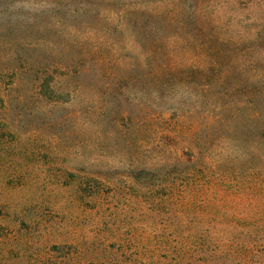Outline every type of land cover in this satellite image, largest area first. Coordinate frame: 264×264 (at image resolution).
I'll return each instance as SVG.
<instances>
[{
  "label": "trees",
  "instance_id": "16d2710c",
  "mask_svg": "<svg viewBox=\"0 0 264 264\" xmlns=\"http://www.w3.org/2000/svg\"><path fill=\"white\" fill-rule=\"evenodd\" d=\"M159 1L0 0V264H264V4Z\"/></svg>",
  "mask_w": 264,
  "mask_h": 264
},
{
  "label": "rangeland",
  "instance_id": "374dc122",
  "mask_svg": "<svg viewBox=\"0 0 264 264\" xmlns=\"http://www.w3.org/2000/svg\"><path fill=\"white\" fill-rule=\"evenodd\" d=\"M164 3H168L169 0H160V2ZM246 0H227L226 2H223L221 4V8L218 10V14L220 16H226V15H230L232 16L234 19H244V18H250V19H254L255 17H258V14L260 13V9L258 8L259 4L262 2L264 4V0H250V7H245L244 8V2ZM262 11L264 12V7L262 8ZM64 99H67L68 97H66V95H62L61 96ZM174 132L171 130H167L163 137H162V141H164L165 143L169 144V147L171 145L172 149L174 151H176L178 154L182 155V151H186L188 150L187 147L185 145H183L182 143H169L171 139L174 138ZM77 161L79 162L80 165H87L89 163V161L83 157V158H77ZM90 164L87 165V167H89ZM111 168H118L120 169V167L116 166V163H111Z\"/></svg>",
  "mask_w": 264,
  "mask_h": 264
}]
</instances>
